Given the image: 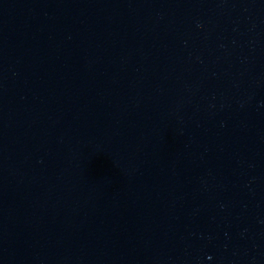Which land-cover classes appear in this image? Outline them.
<instances>
[{
    "label": "water",
    "instance_id": "water-1",
    "mask_svg": "<svg viewBox=\"0 0 264 264\" xmlns=\"http://www.w3.org/2000/svg\"><path fill=\"white\" fill-rule=\"evenodd\" d=\"M0 264H264V0H0Z\"/></svg>",
    "mask_w": 264,
    "mask_h": 264
}]
</instances>
